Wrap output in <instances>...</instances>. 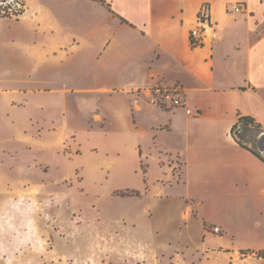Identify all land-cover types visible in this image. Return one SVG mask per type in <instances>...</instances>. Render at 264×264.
<instances>
[{
  "label": "crops",
  "instance_id": "obj_1",
  "mask_svg": "<svg viewBox=\"0 0 264 264\" xmlns=\"http://www.w3.org/2000/svg\"><path fill=\"white\" fill-rule=\"evenodd\" d=\"M88 1L92 13L82 9ZM103 1L26 0L20 16L0 18V88H8L1 92L15 105L12 117L21 119L18 109L32 97L68 93V77L80 70L74 90L125 102L103 101L92 113L101 128L130 135L145 167L142 192L120 196L146 199L138 215L163 198L178 207L192 244L174 264H264V157L231 132L239 116L264 130V0ZM232 3L244 9L231 11ZM203 4L208 26L197 21ZM196 27L201 44L192 46ZM58 71L63 87L52 85ZM170 88L181 90L185 106L151 102L156 90ZM2 97L0 115L9 117ZM246 134L255 146V131Z\"/></svg>",
  "mask_w": 264,
  "mask_h": 264
},
{
  "label": "rangeland",
  "instance_id": "obj_2",
  "mask_svg": "<svg viewBox=\"0 0 264 264\" xmlns=\"http://www.w3.org/2000/svg\"><path fill=\"white\" fill-rule=\"evenodd\" d=\"M82 9L95 11L90 1ZM73 72L68 93L32 97L18 109L21 119L1 92L8 88H0L11 116L0 115V264H174L192 244L178 207L163 198L138 215L146 199L121 197L140 194L146 175L130 135L92 119L103 101L125 102L74 90L80 70ZM63 75L58 71L52 85L63 87ZM29 114L46 120L35 125ZM169 165L177 172L175 159ZM150 168L158 171L154 161Z\"/></svg>",
  "mask_w": 264,
  "mask_h": 264
},
{
  "label": "built area",
  "instance_id": "obj_3",
  "mask_svg": "<svg viewBox=\"0 0 264 264\" xmlns=\"http://www.w3.org/2000/svg\"><path fill=\"white\" fill-rule=\"evenodd\" d=\"M26 0H0V17H18L25 11ZM229 9L234 12H239L244 9L243 5L239 3H233ZM198 24L203 26L210 25L209 21V7L207 4H203L197 13ZM200 29L198 27L193 28L190 32V38L193 43L201 44ZM151 102L168 107L185 106L184 96L178 88L159 89L155 91V94L151 97ZM187 113H191V110L186 108ZM241 123L237 122L234 132L235 134L241 131ZM217 226L213 227V231H218Z\"/></svg>",
  "mask_w": 264,
  "mask_h": 264
},
{
  "label": "trees",
  "instance_id": "obj_4",
  "mask_svg": "<svg viewBox=\"0 0 264 264\" xmlns=\"http://www.w3.org/2000/svg\"><path fill=\"white\" fill-rule=\"evenodd\" d=\"M100 1L104 2L103 0H100ZM190 42H191L192 46L198 45V44L193 43L191 38H190ZM237 122L241 123L242 129L239 133L235 134L234 129H235ZM237 122L233 125V128L231 130L234 139L241 146L247 147L253 153H255L257 156H259L260 158H263V156L259 153V151L256 149L255 146H253V145L250 147L247 146L248 141H247V137H246L247 136L246 132L248 130H254L256 134H258L260 131H262L260 125L258 123H256L254 118H252L251 116H239Z\"/></svg>",
  "mask_w": 264,
  "mask_h": 264
},
{
  "label": "water",
  "instance_id": "obj_5",
  "mask_svg": "<svg viewBox=\"0 0 264 264\" xmlns=\"http://www.w3.org/2000/svg\"><path fill=\"white\" fill-rule=\"evenodd\" d=\"M255 147L264 157V130L260 131L255 138Z\"/></svg>",
  "mask_w": 264,
  "mask_h": 264
}]
</instances>
